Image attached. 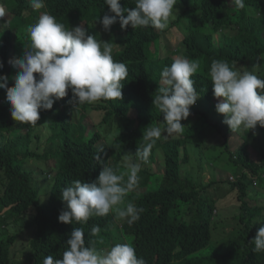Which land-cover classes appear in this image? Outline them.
I'll return each instance as SVG.
<instances>
[{
  "label": "trees",
  "instance_id": "obj_1",
  "mask_svg": "<svg viewBox=\"0 0 264 264\" xmlns=\"http://www.w3.org/2000/svg\"><path fill=\"white\" fill-rule=\"evenodd\" d=\"M179 1L190 18L198 17V22L194 17L176 53L199 65L192 79L204 106H190L187 119H192V123L184 119L181 133L162 135L156 140L146 163L139 160L136 151L143 144V132L164 126L162 113L152 100L161 84L162 67L175 59L161 56L167 32L164 35L163 30L153 27L133 29L131 25L122 29L118 21L111 25L120 31L104 41L112 45L114 60L128 68L127 79L122 81V98L77 106L98 113V127L112 124L116 117L123 119V129L112 146L105 134L97 130L88 133L89 117L74 107L70 90L66 97L54 102L52 109H41L37 124L30 125L11 117L6 92L0 89V264H11L10 251L20 232L3 236V231L13 225H25V230H29V240L23 243V264H42L48 255L60 258L75 227L83 228L86 244L91 241L97 250L131 239L138 257H143L146 264H264V252H253L251 241L264 224V218L258 220L263 208L248 200L257 190L256 184L264 186V136L244 138L240 147L231 149L226 124L212 120L207 112L217 100L210 78L214 60L236 63L237 67L256 59L262 62L264 0H244L243 8H237L234 0ZM120 3L122 7H135V0ZM44 5L36 11L29 0H12L8 11L4 1H0V75L8 76L9 87L14 86L12 77L17 71L9 60L23 57L29 39L27 27L41 13H50L66 28L82 24L91 34L88 26H102L100 19L108 12L104 0H44ZM207 131L224 140L234 182L218 180L213 165L220 159L214 155L215 147L203 139ZM252 149L258 154L256 159ZM125 155L141 163L138 183L124 198L126 203L143 209L140 219L131 225L127 221L121 224V218L110 211L106 216L91 217L87 223L60 222L58 216L65 207L60 198L62 188L73 180H94L101 170L100 163L112 166L118 174L126 173ZM51 162L55 181L48 200L42 202L31 164ZM156 165L162 169L158 181L153 167ZM220 184L231 188L229 193L238 194V228L229 234L232 240L224 254L201 253L212 243L221 199L211 196L209 190ZM176 211L178 216L174 215ZM188 215L191 219L186 221ZM93 225L100 227L95 237L90 235Z\"/></svg>",
  "mask_w": 264,
  "mask_h": 264
},
{
  "label": "clouds",
  "instance_id": "obj_2",
  "mask_svg": "<svg viewBox=\"0 0 264 264\" xmlns=\"http://www.w3.org/2000/svg\"><path fill=\"white\" fill-rule=\"evenodd\" d=\"M176 3L177 0H135V7L127 8L121 6L120 0H104L108 12L100 23L105 30H110L117 21L122 29L131 25L133 29L164 30ZM234 3L237 8L244 7V0H234ZM29 4L34 10L45 6L44 0H29ZM2 15L3 9H0ZM26 31L29 39L23 57L9 60L17 70L12 77L14 86L9 87L8 76L0 75V89L6 92L10 114L16 122L36 125L40 110L52 109L54 102L66 97L69 90L75 105L122 98V81L127 79L128 68L114 60L110 43L89 34L82 24L66 28L48 12L41 13ZM198 67L197 63L183 57L162 67L161 84L152 103L162 113L164 126H153L143 132V144L136 151L141 162L148 161L151 149L162 135L182 132L181 121L190 115V106L199 103V93L192 79ZM210 78L213 96L218 101L215 110L223 114V122L232 132H248L258 124L264 127V77L254 70L241 71L236 63L230 65L227 61L214 60ZM124 159L126 173L118 174L112 166L100 163L101 170L94 180H73L63 187L60 198L65 207L58 220L87 223L93 216H106L114 211L129 225L138 221L142 208L134 203L119 205L137 185L141 163L128 155ZM99 232V225H93L90 235L95 237ZM251 241L253 252H264V224ZM66 245L60 258L44 256L42 264H146L131 244L115 243L107 250H97L91 241L86 244L84 230L80 227L73 228Z\"/></svg>",
  "mask_w": 264,
  "mask_h": 264
},
{
  "label": "rangeland",
  "instance_id": "obj_3",
  "mask_svg": "<svg viewBox=\"0 0 264 264\" xmlns=\"http://www.w3.org/2000/svg\"><path fill=\"white\" fill-rule=\"evenodd\" d=\"M4 1L5 5L8 8V11H11V1L12 0H0ZM175 8L172 10V15L170 16L168 27L163 30L164 35H166L165 40L162 42L161 45V56H167L170 55L173 58L177 57H183V55H180L176 53L180 49V43L183 41L185 36H187V33L189 31V26L191 25L192 21L194 20V17L196 19V22H198L197 16H192L190 18L189 14L185 11L183 4L177 0L176 5H174ZM42 9V8H41ZM36 10V11H40ZM178 24V25H176ZM115 27L110 26V30H105L103 26H88V29L91 31V35L95 36L98 40L104 41L109 37L116 36L117 33H119V29L116 31L114 29ZM209 33V31H208ZM192 61V60H190ZM193 62V61H192ZM264 66V58H262V62L260 59H256L251 62L242 63L238 66L241 71L243 70H254L257 72L258 75L263 77V66ZM12 87V86H10ZM259 91V90H258ZM71 92V91H70ZM199 100V99H197ZM218 101L216 100V103ZM199 106H204L203 103H198ZM208 106V105H207ZM74 107L84 114V116H88L89 119L87 120V130L88 133H95L97 130L99 133L105 134L106 141L108 145L113 144L115 138L119 135L120 131L123 129V119L121 117H116L112 124L105 125V127H98L99 124H101V117L96 113L95 111H83L81 107L74 105ZM198 107V106H197ZM86 110H89V106L86 107ZM75 112L74 110L72 111ZM207 112L210 116V118L214 121H223V114H218L215 110V106L211 104L208 106ZM187 123H192V119H187ZM223 125V123L221 122ZM226 129L228 130V135L230 137L229 146L231 149H237L244 143V138L250 137V138H256L259 137L261 139L264 136V127L259 126V124L256 126V128L253 129L252 132H247L246 130H241L238 132H232L229 126L226 124ZM26 132V131H25ZM47 134H44V138L46 139ZM203 139L207 141V144L209 146L215 147L214 155L219 157L220 162L214 164L215 170L217 172L218 180L226 181L230 180L232 182L233 178L235 179V176H233V169L231 165L229 164L227 158H226V148H225V142L224 140L218 136L217 134L211 135L210 131H207L206 134L203 136ZM262 147H264V144L262 143ZM252 155L254 159L257 158L258 154L257 152L252 149ZM163 166V163H161ZM31 166L34 169L33 173V179L35 185L39 188L40 195L42 202H45L48 200L51 189L53 187L54 181H55V171L53 170L54 163L51 162L48 165H45L43 163H39L38 165L32 163ZM156 174H157V181L158 177L162 174V169L160 170V166L156 165L153 166ZM222 171V172H219ZM210 176L206 174V179H209ZM260 185V186H259ZM257 190L249 196L248 200L250 201L251 205L256 207H262L263 211L261 215L259 216L258 220L264 218V186L261 187V183H258L255 185ZM231 188H228V186L220 184L217 186V189H210L209 193L214 198H221L218 202V212L216 215V226L213 227V240L210 246L204 250L201 253H219L224 254V251L228 249V244L232 239L230 238L229 234H231L233 231H235L237 227V222L235 221V218L237 215H239V203L237 196L238 194L236 192H228ZM249 193V190H248ZM126 201L119 205V207L126 206ZM175 216H178V211L174 213ZM191 219V215H188L185 219L186 221H189ZM124 221L121 219L120 223L123 224ZM25 225H13L10 230H7V228L3 231V236H7L10 233H13L14 231L20 232L19 239L16 240V243L11 248L10 251V258H11V264H23L22 263V250H23V243L27 242L29 240V230H25ZM129 244H132L131 239L127 240ZM15 257V258H14Z\"/></svg>",
  "mask_w": 264,
  "mask_h": 264
}]
</instances>
